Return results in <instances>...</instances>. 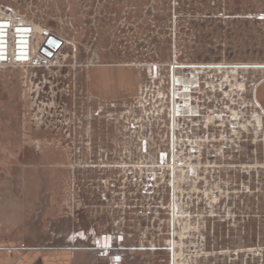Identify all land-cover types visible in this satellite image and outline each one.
I'll return each instance as SVG.
<instances>
[{
  "label": "rangeland",
  "instance_id": "rangeland-1",
  "mask_svg": "<svg viewBox=\"0 0 264 264\" xmlns=\"http://www.w3.org/2000/svg\"><path fill=\"white\" fill-rule=\"evenodd\" d=\"M0 3L61 40L0 66V238L264 264V0Z\"/></svg>",
  "mask_w": 264,
  "mask_h": 264
},
{
  "label": "built area",
  "instance_id": "built-area-1",
  "mask_svg": "<svg viewBox=\"0 0 264 264\" xmlns=\"http://www.w3.org/2000/svg\"><path fill=\"white\" fill-rule=\"evenodd\" d=\"M60 45L59 38L48 31L37 32L32 23L27 22L14 10L3 7L0 3L1 67L46 65L50 63L53 52Z\"/></svg>",
  "mask_w": 264,
  "mask_h": 264
},
{
  "label": "crops",
  "instance_id": "crops-1",
  "mask_svg": "<svg viewBox=\"0 0 264 264\" xmlns=\"http://www.w3.org/2000/svg\"><path fill=\"white\" fill-rule=\"evenodd\" d=\"M24 232L21 230L19 234L0 238V264H82L81 260L89 250V247L75 244L74 236H67L63 245L57 247L28 245Z\"/></svg>",
  "mask_w": 264,
  "mask_h": 264
},
{
  "label": "snow or ice",
  "instance_id": "snow-or-ice-1",
  "mask_svg": "<svg viewBox=\"0 0 264 264\" xmlns=\"http://www.w3.org/2000/svg\"><path fill=\"white\" fill-rule=\"evenodd\" d=\"M109 241H110V238L109 237H105L104 238V246L105 247L108 246ZM98 243H99V241H98Z\"/></svg>",
  "mask_w": 264,
  "mask_h": 264
}]
</instances>
